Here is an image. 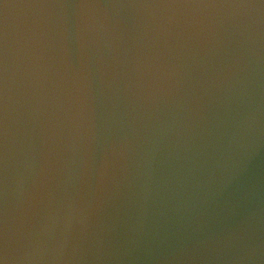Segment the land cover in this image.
I'll return each mask as SVG.
<instances>
[{"label": "water", "instance_id": "water-1", "mask_svg": "<svg viewBox=\"0 0 264 264\" xmlns=\"http://www.w3.org/2000/svg\"><path fill=\"white\" fill-rule=\"evenodd\" d=\"M0 264H264V0H0Z\"/></svg>", "mask_w": 264, "mask_h": 264}]
</instances>
